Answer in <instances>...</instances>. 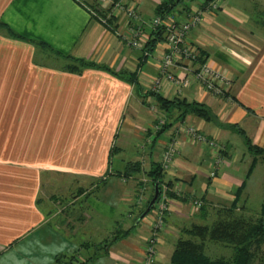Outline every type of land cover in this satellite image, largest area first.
I'll use <instances>...</instances> for the list:
<instances>
[{"label":"crops","instance_id":"obj_1","mask_svg":"<svg viewBox=\"0 0 264 264\" xmlns=\"http://www.w3.org/2000/svg\"><path fill=\"white\" fill-rule=\"evenodd\" d=\"M121 1L145 21L156 16L158 0ZM94 5L0 0V61L14 57V78L0 81V264H143L155 210L137 219L155 185L171 194L155 264H170L182 231L199 225L192 200L207 218L235 203L246 215L257 183L264 201V179L251 183L264 159L247 145L264 149V0H222L187 36L199 60L229 79L226 98L155 93L164 41L145 58L90 15ZM157 96L199 103L208 117H180L184 109L164 110Z\"/></svg>","mask_w":264,"mask_h":264},{"label":"built area","instance_id":"obj_2","mask_svg":"<svg viewBox=\"0 0 264 264\" xmlns=\"http://www.w3.org/2000/svg\"><path fill=\"white\" fill-rule=\"evenodd\" d=\"M170 0H158V5ZM160 15H156L149 21H145L138 11L136 4H127L121 0H95L90 15L100 22L107 30L114 31L128 47L141 51L143 56L149 57V53L143 51L148 40L146 25L149 28H160L164 31V44L166 51L163 53L159 65L158 75L153 80L152 90L161 93L165 87L171 88L179 97L184 90L199 88L215 98H226L229 92V79L219 70L207 63L199 62L197 49L186 41L188 34L197 28L204 17L216 14L221 10L222 0H172ZM183 16V18H182ZM121 17L125 25L117 30L115 20ZM112 21V22H111ZM180 73H174L175 70ZM185 133L196 142L202 143L210 149H214L220 155V148L214 141L208 140L195 129L189 128ZM162 155V168L167 169L174 153L175 147H166ZM220 162V160H219ZM214 171L210 177H214ZM166 187L159 189V197L153 208L155 210V222L152 225V235L146 243L143 255V264H155L159 233L164 227L165 214L168 211V194ZM194 209L202 207V203L195 199L191 202Z\"/></svg>","mask_w":264,"mask_h":264},{"label":"trees","instance_id":"obj_3","mask_svg":"<svg viewBox=\"0 0 264 264\" xmlns=\"http://www.w3.org/2000/svg\"><path fill=\"white\" fill-rule=\"evenodd\" d=\"M173 2L170 0L157 6L156 15H160L166 6ZM111 32L114 34V31ZM158 41H164V31L160 28L151 30L143 51L151 52ZM199 62L202 63L200 60ZM157 100L164 110L169 111L176 107L184 109L180 117L186 113H192L205 119L208 117V111L199 103H189L180 98L165 100L159 96ZM247 145L252 154L262 155L264 159V149L252 146L249 141ZM152 175L155 177L153 178L155 184H159L163 179L160 168H155ZM168 195L171 196L170 193ZM236 205L235 203L231 208L220 210L226 214L225 220H218L211 226L193 225L189 229H184L182 233L186 237L179 238L175 243L170 264H264V201L255 219L246 217L244 214H236ZM200 210L203 212L202 215L205 214L204 206ZM207 242L229 246L232 248L233 255L229 259H211L205 253Z\"/></svg>","mask_w":264,"mask_h":264},{"label":"rangeland","instance_id":"obj_4","mask_svg":"<svg viewBox=\"0 0 264 264\" xmlns=\"http://www.w3.org/2000/svg\"><path fill=\"white\" fill-rule=\"evenodd\" d=\"M147 21H149V20H147ZM26 58H28V60H30V56H27ZM13 60H14L13 56L9 57V56L1 55L0 81L1 80L4 81L6 79H13L14 78L13 71H9L12 68V66H10V65L13 64V62H14ZM58 61H59V63L61 62L60 60H58ZM41 78H43V77H41ZM0 86H1V84H0ZM4 89L5 88H2V90H1V88H0V108H1V91H3ZM263 171H264V166L258 165L256 168V171H255V173L251 179V183H256L257 181L261 180L262 178L264 179ZM255 185L256 186H253V187H254V190L256 192V195L253 194V197H252L251 201L249 202V204H250L249 209L250 210L248 211V214H251V215H248V214L244 215L246 217H251L253 219H255L257 217V213L259 212V207L263 201L262 196L260 198H258L259 195H262V190H261V188H260V190H258L257 183ZM148 201H147V203H148ZM145 202H146V200H145ZM192 202H193V200H192ZM192 208H193V206H192ZM221 209L222 208H215L214 210H212V212H210L211 215L208 218L206 217L207 211L205 212V214L202 215V213H203L202 210L198 209L197 214L199 213V216L195 219V222L199 223L200 226H204V225L211 226L212 224H216L218 222V220H220V221L225 220L226 214L224 212H220ZM151 212H152V210L150 211V213ZM237 213L238 212H236V214ZM203 217H204V219H206V218L207 219L204 221L202 219H200ZM193 240H196V239H193ZM205 253L211 259H216V258L229 259L233 255V251H232L231 247L225 246L224 244H216V243H212V242H207Z\"/></svg>","mask_w":264,"mask_h":264},{"label":"water","instance_id":"obj_5","mask_svg":"<svg viewBox=\"0 0 264 264\" xmlns=\"http://www.w3.org/2000/svg\"><path fill=\"white\" fill-rule=\"evenodd\" d=\"M159 197V188H158V185H155L154 186V189H153V195L150 199V201L148 202L145 210L143 211V213L138 217V221L143 219L153 208L155 202L157 201Z\"/></svg>","mask_w":264,"mask_h":264}]
</instances>
